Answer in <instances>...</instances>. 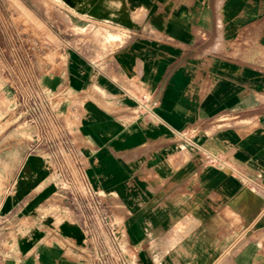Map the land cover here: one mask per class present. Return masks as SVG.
Here are the masks:
<instances>
[{"label":"crops","instance_id":"1","mask_svg":"<svg viewBox=\"0 0 264 264\" xmlns=\"http://www.w3.org/2000/svg\"><path fill=\"white\" fill-rule=\"evenodd\" d=\"M62 1L108 29L29 74L79 165L0 117V264H95L55 181L80 173L135 264H264V0Z\"/></svg>","mask_w":264,"mask_h":264},{"label":"rangeland","instance_id":"2","mask_svg":"<svg viewBox=\"0 0 264 264\" xmlns=\"http://www.w3.org/2000/svg\"><path fill=\"white\" fill-rule=\"evenodd\" d=\"M64 1L73 5L72 0ZM64 8L62 0H0V117L4 114L12 117L18 115L22 122L21 128L26 126L21 95L38 84L29 80V74L38 67L43 70L53 57L47 48L48 36L82 32L93 38L101 35L100 30L108 31L105 26L97 29L93 24L85 26L84 29L75 27L73 19L65 13ZM105 39L107 38L102 37L99 40ZM73 124L74 122L67 121L66 125L71 127ZM55 176L56 184L64 196L67 215L77 217L81 210L88 211L82 198L84 189L81 186L68 187L57 174ZM53 209L56 208L51 207V213ZM60 221L57 218V223ZM84 238L86 239L85 236Z\"/></svg>","mask_w":264,"mask_h":264},{"label":"built area","instance_id":"3","mask_svg":"<svg viewBox=\"0 0 264 264\" xmlns=\"http://www.w3.org/2000/svg\"><path fill=\"white\" fill-rule=\"evenodd\" d=\"M21 97L26 121L35 127L37 134L44 135V144L54 152H60V155L64 153L73 163L72 165L78 167L77 151L64 132L45 91L34 87L22 94ZM139 103L144 110L150 111V107L154 106L156 101L150 100L143 94ZM60 150L63 152L62 154ZM206 157L209 161L215 159L213 155L209 154ZM54 158L58 160L59 155L56 154ZM80 175L77 176L78 183H75L70 176H63L61 180L68 187L75 188L79 185L84 189L82 198L88 211L81 210V212H84L83 215H85L84 231L90 257L95 264H135V259L126 252L121 244V237L116 231L117 221L108 217L98 197L90 190ZM79 192L77 191V193Z\"/></svg>","mask_w":264,"mask_h":264}]
</instances>
